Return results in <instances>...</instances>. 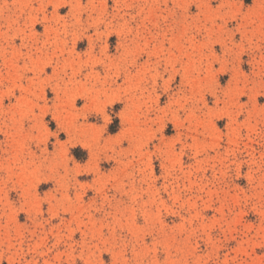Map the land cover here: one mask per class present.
Here are the masks:
<instances>
[{"label": "rangeland", "instance_id": "1", "mask_svg": "<svg viewBox=\"0 0 264 264\" xmlns=\"http://www.w3.org/2000/svg\"><path fill=\"white\" fill-rule=\"evenodd\" d=\"M0 264H264V0H0Z\"/></svg>", "mask_w": 264, "mask_h": 264}]
</instances>
